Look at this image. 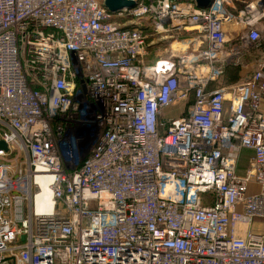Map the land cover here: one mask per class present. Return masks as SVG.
I'll list each match as a JSON object with an SVG mask.
<instances>
[{
	"label": "built area",
	"instance_id": "built-area-1",
	"mask_svg": "<svg viewBox=\"0 0 264 264\" xmlns=\"http://www.w3.org/2000/svg\"><path fill=\"white\" fill-rule=\"evenodd\" d=\"M132 1L0 0V264H264V62L214 88L263 40L264 0ZM144 22L199 47L149 65Z\"/></svg>",
	"mask_w": 264,
	"mask_h": 264
},
{
	"label": "rangeland",
	"instance_id": "rangeland-1",
	"mask_svg": "<svg viewBox=\"0 0 264 264\" xmlns=\"http://www.w3.org/2000/svg\"><path fill=\"white\" fill-rule=\"evenodd\" d=\"M132 23H130L131 25ZM144 26H147V35L149 36V40L155 41L157 39H162L163 37L160 35H155L153 34L152 30L149 28L150 23L149 22H144ZM197 39V35L196 34H191L189 33V35H187V33L181 34L179 36H175V39L170 40V42H165V43H154L153 47H151L150 53H149V57L146 58V63L148 64L152 58L156 57V56H162L160 58H158V60L160 61L162 58H167L169 56L172 55L173 50H172V43L175 44V48H177L178 50H180V54H193L195 53V47H197V43L198 42H194L192 43V39ZM228 40L230 42H232V38L228 37ZM264 43V37L262 40ZM188 44L191 43L190 46L185 49V50H181L179 48H184L183 46H181L180 44ZM258 45V44H257ZM254 48H252L250 51H252ZM177 53V52H176ZM264 60V44L263 47L261 49H259L257 52H249L247 54L246 59L244 60L242 66L240 68H237V70H234L233 72H228L223 79L225 80L226 84L229 83H238L244 80V78L246 79V77H249L254 71L255 69L258 67V63L260 61ZM263 62V61H262ZM185 105V103H180L178 105ZM92 115V114H90ZM79 123H74L72 124V126L70 127V129H72L74 131H76L77 133H80L81 135L85 136L86 142L82 147V153L81 155H85L87 154V152L90 150L91 145L94 144L98 134H99V129L97 127V124L95 121L91 120V122L89 124H87V126H79ZM90 141V142H89ZM90 144V145H88ZM258 227L256 228L258 233H264V221H258L257 222Z\"/></svg>",
	"mask_w": 264,
	"mask_h": 264
},
{
	"label": "crops",
	"instance_id": "crops-1",
	"mask_svg": "<svg viewBox=\"0 0 264 264\" xmlns=\"http://www.w3.org/2000/svg\"><path fill=\"white\" fill-rule=\"evenodd\" d=\"M261 27L264 28V24H261ZM226 30H227V36L228 37H231L233 39V38H236L237 35L240 33L241 27H239V26H237L235 24H229V25H227ZM181 34H184V33L183 32L182 33H172V34H170L168 36H164L162 39H157L155 41H152L153 43H152V45L149 48V53H150L151 47H153L154 43H160V44H162V43H165V42H170V40L175 39V36H179ZM191 34H194V33H191ZM187 35H189V33H187ZM191 42L192 43H194V42H198L199 43V40L193 38ZM198 43H197V47L194 48L195 50H197L198 47H199V44ZM190 44L191 43H188V44H180L184 48H179V49L185 50V49H187L190 46ZM171 46H172L173 53H175V52H179L180 53V50H178L177 48H175V44L174 43H172ZM160 57H162V56H156V57L152 58L151 61L148 64L149 65L153 64ZM232 84L233 83L226 84L225 80L222 77L219 80V82L216 83V85L214 86V88L215 87H219V86H229V85H232ZM261 110H262V112H264V98H263V101H262V104H261ZM185 111H186V104L185 105L183 104L181 106L177 104V105H175L173 107L168 108L167 109V114L171 118H176V117H179L180 115H182ZM251 156H252V153L250 151H246L245 150V151L242 152V155H241V158H240V163H239V172L240 173L243 174V173L246 172V170L248 168V165H249V160H250ZM257 227H258V225L255 224V229Z\"/></svg>",
	"mask_w": 264,
	"mask_h": 264
},
{
	"label": "water",
	"instance_id": "water-1",
	"mask_svg": "<svg viewBox=\"0 0 264 264\" xmlns=\"http://www.w3.org/2000/svg\"><path fill=\"white\" fill-rule=\"evenodd\" d=\"M197 6L200 8H208L212 5L214 0H195ZM248 1V0H241ZM136 3L132 0H105L104 6L112 13H118L122 9L134 8ZM131 27H139L138 23L131 24ZM0 148L6 149V145L3 142H0Z\"/></svg>",
	"mask_w": 264,
	"mask_h": 264
},
{
	"label": "bare ground",
	"instance_id": "bare-ground-1",
	"mask_svg": "<svg viewBox=\"0 0 264 264\" xmlns=\"http://www.w3.org/2000/svg\"><path fill=\"white\" fill-rule=\"evenodd\" d=\"M166 58H162L159 64H166ZM51 189L45 185L43 193L37 198V208L39 211H50L52 208Z\"/></svg>",
	"mask_w": 264,
	"mask_h": 264
},
{
	"label": "trees",
	"instance_id": "trees-1",
	"mask_svg": "<svg viewBox=\"0 0 264 264\" xmlns=\"http://www.w3.org/2000/svg\"><path fill=\"white\" fill-rule=\"evenodd\" d=\"M120 21H125V19H122V20H120ZM263 41H261V42H259L258 43V45L257 46H255V49H253L252 51H250L251 53H253V52H257L259 49H261L262 47H263V44L264 43H262ZM234 42H232V44H233ZM263 62H264V60H262ZM262 61H260L259 63H258V65L259 64H261L262 63ZM237 68H240V67H236V66H233V65H230V66H227L226 67V69H225V72H224V75H223V77L228 73V72H233L234 70H237ZM256 70V69H255ZM253 74V73H252ZM251 74V75H252ZM250 75V76H251ZM249 76V77H250ZM246 78H248V77H246ZM245 79V78H244ZM235 83V82H234Z\"/></svg>",
	"mask_w": 264,
	"mask_h": 264
},
{
	"label": "clouds",
	"instance_id": "clouds-1",
	"mask_svg": "<svg viewBox=\"0 0 264 264\" xmlns=\"http://www.w3.org/2000/svg\"><path fill=\"white\" fill-rule=\"evenodd\" d=\"M137 118L140 119L139 116H137ZM142 123H143L146 131H154L155 130V127H156L155 121H153V123H151V124H148L147 122L142 120Z\"/></svg>",
	"mask_w": 264,
	"mask_h": 264
}]
</instances>
